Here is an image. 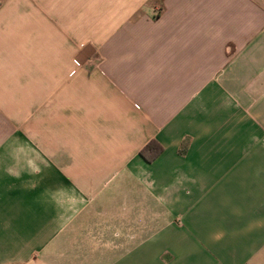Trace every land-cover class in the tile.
<instances>
[{"label":"crops","instance_id":"1","mask_svg":"<svg viewBox=\"0 0 264 264\" xmlns=\"http://www.w3.org/2000/svg\"><path fill=\"white\" fill-rule=\"evenodd\" d=\"M0 264H264V0H0Z\"/></svg>","mask_w":264,"mask_h":264},{"label":"trees","instance_id":"2","mask_svg":"<svg viewBox=\"0 0 264 264\" xmlns=\"http://www.w3.org/2000/svg\"><path fill=\"white\" fill-rule=\"evenodd\" d=\"M187 144H183L180 153L185 154ZM163 151L162 146L157 141H151L142 151L141 156L149 163H152Z\"/></svg>","mask_w":264,"mask_h":264}]
</instances>
